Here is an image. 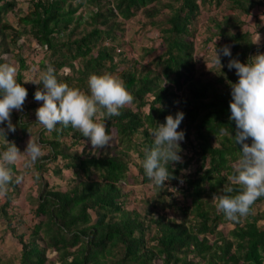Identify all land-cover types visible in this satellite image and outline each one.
<instances>
[{"label":"trees","instance_id":"1","mask_svg":"<svg viewBox=\"0 0 264 264\" xmlns=\"http://www.w3.org/2000/svg\"><path fill=\"white\" fill-rule=\"evenodd\" d=\"M73 1L27 0L26 10L15 14L14 26L6 16L15 1L0 0V63L8 62L5 56L14 58L20 69L17 81L28 93L22 110L11 113L12 124L21 134L16 138L22 142L30 134L26 120L43 103L34 98L37 90L43 91L40 79L29 86L24 82L25 39L45 52L42 72L51 65L58 80L85 92L90 75L113 73L125 81L134 100L120 109L119 116L108 119L113 139L100 149L94 150L88 138L71 126L57 125L59 130L48 134L38 124L35 134L47 154L34 164L28 161L37 187L32 223L27 232L17 234L21 250L12 264H264V197L238 222L227 220L212 200L224 189L237 187L228 176L241 150L231 137L237 129L229 109L231 85L238 76L227 65L230 59L247 63L264 54L263 43L252 55L256 47L241 19L260 8L262 1L78 0L76 5ZM83 6L89 9L84 19L76 15ZM204 9L218 14L208 19L212 38L205 50L213 47L214 51L213 42L219 37L216 50L228 46L231 52L230 57L220 53L222 67L214 65L212 76L195 68L190 36ZM138 13L146 19L144 29L157 31L161 49L143 71L130 58L131 51L123 49L127 42L122 40L124 22ZM81 26L84 30L75 36ZM151 52L144 50L142 58ZM163 78L168 83L162 87ZM177 112L184 113L177 129L185 133L180 143L182 162L170 165L176 178L157 187L141 161L144 150L153 145L151 130L163 124L166 116L175 118ZM221 128H227L231 136L221 135ZM245 143L250 145L251 139ZM3 147L1 143L0 150ZM52 162L56 175L65 170L75 181L70 185L45 181L42 172ZM191 166L193 172L184 176ZM11 167L14 178L0 216L12 228L13 217L7 209L18 186L17 170ZM131 169L135 173L129 179ZM138 184L152 193L140 201L143 213L127 208L124 191ZM226 224L232 228L224 233L221 227ZM48 253L54 257H47Z\"/></svg>","mask_w":264,"mask_h":264},{"label":"clouds","instance_id":"2","mask_svg":"<svg viewBox=\"0 0 264 264\" xmlns=\"http://www.w3.org/2000/svg\"><path fill=\"white\" fill-rule=\"evenodd\" d=\"M250 19V17H249ZM257 43L260 39L256 33ZM214 44L213 64L221 68L220 53L231 56L228 46L219 52ZM229 70L235 69L238 81L231 85V102L229 103L230 120L235 122L236 134L231 136L227 128H221L220 134L231 136L235 144L241 146L238 158L232 166L229 182L237 186L224 189L219 195H214L217 211L233 222L250 214L253 204L264 197V54H257L247 63L230 59ZM19 65L15 62L0 63V124L7 123V132H14L11 122L13 110L20 111L28 95L27 90L17 81ZM43 91L34 94L36 101H42V106L36 110L37 123L48 134L58 131L57 125L63 128L71 126L78 130L82 137L88 138L94 150L110 146L113 137L107 130L109 118L120 115V109L130 105L134 97L127 90L125 81L118 75L104 72L92 74L88 79V92L79 87L57 79L55 69L48 65L40 74ZM168 82L163 78L162 87ZM151 108L148 109L149 115ZM184 119L183 112H177L165 117L163 124H156L151 130L152 147L144 150L141 161L146 176L154 186L162 187L166 181L175 179L174 169L170 165L181 163L180 143L185 139L183 131H177ZM7 132L0 128V200L5 199L9 186L13 182L12 165L21 159H27L29 165L34 164L45 154V146L38 138L30 136L23 153L13 142L6 139ZM251 139V144L245 141ZM95 154V152L93 153ZM16 177V182H19ZM174 192L176 189L172 188ZM236 194H233V193Z\"/></svg>","mask_w":264,"mask_h":264},{"label":"rangeland","instance_id":"3","mask_svg":"<svg viewBox=\"0 0 264 264\" xmlns=\"http://www.w3.org/2000/svg\"><path fill=\"white\" fill-rule=\"evenodd\" d=\"M14 1L15 5L13 6L12 10L7 13L6 19H8L10 24L15 26V14H17L19 11L26 10L27 0ZM261 1L262 6H260V8L253 9L248 16H242L241 18L245 22L247 30L252 35L251 37L253 40V44L256 47L252 55H254L256 50L259 49V47H261L264 43V0ZM77 2L78 0L73 1L72 4L76 5ZM88 10V8L83 6L77 11L76 15L84 19L88 14ZM215 15H218L216 14V11H213V13L209 14V9H204L203 13L200 15V21L196 25V31L191 32L190 35L195 46V55L193 56V60L195 59V68L202 69L203 72L209 76H212L214 74L215 67L212 62L214 59L213 47L209 52L205 50L206 46H211L208 40L212 38V30H210L207 25L210 16L212 17ZM145 22L146 19L140 13H138V15H136L132 19L125 21L123 25L122 37V40L127 42V44L124 45L123 49L126 51H131V53L128 51L130 53V58H133L138 61V63H140L138 69L142 71L147 69L146 67L150 64L149 61L151 60V58L161 52L157 31L148 27L144 29L142 25ZM193 24L194 22L190 25V27H192ZM193 28L195 27H192V29ZM83 30L84 26H81L75 36L81 34ZM256 33L260 37L258 43ZM25 41L26 44L24 46L22 56L27 60V68L23 72V78L24 82L29 86L34 85L39 81L40 74L42 73L41 65L46 63V57L43 50L33 48L35 47L33 43H30L27 39H25ZM150 49L152 50L151 55L143 59L141 56L143 55L142 52L144 50ZM158 49L160 52H158ZM203 51H205V53H203ZM5 59L8 60V62L11 61L16 63V61L12 57L9 58V56H5ZM156 71H161V68L156 69ZM71 74L74 76L73 73ZM178 95H180V92H178ZM29 117L30 118L26 120V124H28L29 126L30 134L24 137L22 139V142H19L18 138H16L21 136L19 128H17L14 132H7V123H5V126H2L0 124V128H4L7 132L6 139L8 141L15 142L16 147L21 153L24 152L30 136L37 138L35 132L38 130L39 126L37 123L36 112H30ZM12 121H14V118H11V122ZM136 140H139V137H137ZM1 143L2 142H0V144ZM76 150L80 152L81 147H77ZM46 154L47 152L45 150V154L43 156H45ZM42 162L46 164L49 161L42 160ZM13 166L17 170V174L15 175V177H19L20 179L19 182H15V184L18 186V191L14 193L11 206L7 209L9 216L11 218L13 217V220L11 219V221L13 222L12 228L11 226H8L6 222L7 220L0 216V264H12L16 260L19 251L21 250V245L18 241L17 234H23L28 231L29 225H31L32 223L31 210L33 201L36 196V182H34L32 179V176L36 173H34L32 170L30 171L28 160L21 159L17 164ZM55 168V163L52 162L50 165H48L47 169L42 172L43 179H45V181H48L50 185H70L73 181H75V176L71 172L62 170V172H60V175H56V173L54 172ZM193 169L194 167L191 166L187 171L184 172L183 175L185 176L188 173H192ZM134 173L135 170L131 169L130 174L128 175L129 179L132 178ZM124 191L128 193L126 195L128 197L127 208H135L138 210V212L143 213L144 205L140 203V201L146 196L152 194L150 188L144 185L142 186L141 184L128 185L124 187ZM4 202L5 199L0 200V206ZM231 228L232 226L230 224H226L221 227V231L226 233ZM47 257L52 258L54 257V255L53 253H48Z\"/></svg>","mask_w":264,"mask_h":264}]
</instances>
